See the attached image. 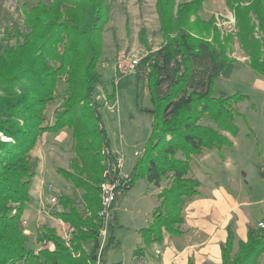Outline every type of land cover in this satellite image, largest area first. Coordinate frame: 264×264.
<instances>
[{
  "label": "trees",
  "instance_id": "obj_1",
  "mask_svg": "<svg viewBox=\"0 0 264 264\" xmlns=\"http://www.w3.org/2000/svg\"><path fill=\"white\" fill-rule=\"evenodd\" d=\"M112 1L23 2L19 7L25 32L15 30L21 41L0 46V264L97 261L104 224L98 215L100 183L103 162L112 155L99 112L101 104L93 93L102 82V33L111 17ZM205 1L156 0L163 42L155 50L148 48L144 29L138 32L146 53L135 73L146 81L150 106L145 112L152 121L125 191L138 179L157 188L163 178L168 183L156 194L151 221L138 229L142 246L134 250V255L142 254L144 246L161 243L164 233L181 234L184 207L200 187V181L191 175L192 157L217 149L222 159V148L232 146L226 133L235 134L238 129L233 120L241 115L236 105L244 96L237 92L217 97L212 94L215 79L232 62L227 54L232 37L248 56L250 67L264 79V0H227L237 30L224 38H220L212 18L199 16ZM253 18L262 33L259 39L254 36ZM59 82L64 96L49 121L45 111L57 99ZM64 129L71 133L74 156L67 169L57 168V172L82 190L83 212L73 199L59 195L58 203L64 209L54 216L73 228L70 237L65 240L53 227L44 225L36 235L42 247L35 250L28 247L29 238L21 225L38 162L32 150L43 133L58 134ZM226 232V239L220 243L219 264L260 263L264 256V222L262 226L247 224L246 239L236 245L231 224ZM87 242L91 243L90 251L83 246ZM113 243L111 232L100 255Z\"/></svg>",
  "mask_w": 264,
  "mask_h": 264
},
{
  "label": "rangeland",
  "instance_id": "obj_2",
  "mask_svg": "<svg viewBox=\"0 0 264 264\" xmlns=\"http://www.w3.org/2000/svg\"><path fill=\"white\" fill-rule=\"evenodd\" d=\"M35 1L0 0V46L14 45L21 41L15 35V30L25 32L19 6L23 2L32 4ZM155 1L113 0L111 17L102 33L103 47L99 60L102 82L97 85L93 97L101 104L99 112L110 148L124 153L125 169L128 171L140 157L134 156V151L142 153L150 133L152 118L145 112V108L150 106V97L146 81L138 79L136 71L116 76L114 63L122 54L141 58L146 53V47L138 39L141 28L145 31L148 48L154 50L162 44ZM183 1L186 0H176V3ZM207 2L202 5L199 16L204 19L212 18L220 38L234 34L237 30L236 21L233 11L227 6V0ZM211 2L212 5H209ZM216 16L224 21L220 29L215 24ZM253 22L256 24L254 36L259 39L262 33L258 31L255 18ZM208 37L210 40L211 36ZM232 38L227 49L232 62L215 79L212 94L217 97L237 92L244 96L236 105L241 115L233 120L238 129L235 134L226 133L232 146L222 148V159L219 158L217 149L204 151L200 157H192L191 175L200 181V187L220 181L240 202L241 209L250 217L252 225L258 226L264 217V79L250 67L248 56L240 48L237 38ZM58 87L60 92L57 99L45 111L49 121L53 120V110L64 96L62 82H59ZM108 94L113 97L108 99ZM59 135L60 139L58 134L43 133L32 150V155L38 162L30 187L31 199L24 207L21 225L29 238L28 247L35 250L42 247V243L36 241V235L44 225L56 227L57 229L53 227L55 233L61 237H69L67 228L60 225L58 230L59 226L55 221L58 218L54 213L64 209L58 203L59 195L64 194L73 199L77 209L83 212L82 190L74 188L69 180L57 172V168L67 169L70 158L74 156L70 131L64 129ZM167 183V179L163 178L160 188ZM156 191L155 186L148 185L144 179H138L124 193L123 198L120 197L122 199L116 205V216L114 213L115 218L111 220L112 227L106 234V242L112 232L114 241L119 240L120 244L117 246L113 243L108 248V255L104 258L109 262L131 263L129 248L135 243V247L141 246L136 229L146 226L151 206L153 203L157 204ZM52 198H56V201L53 202ZM84 244L86 251H90L91 243ZM259 264H264V256Z\"/></svg>",
  "mask_w": 264,
  "mask_h": 264
},
{
  "label": "crops",
  "instance_id": "obj_3",
  "mask_svg": "<svg viewBox=\"0 0 264 264\" xmlns=\"http://www.w3.org/2000/svg\"><path fill=\"white\" fill-rule=\"evenodd\" d=\"M207 1L210 0H206L204 3H208ZM209 5H212V2ZM61 132L58 133L59 139ZM156 190L157 194L160 188L156 187ZM122 198H120L116 205L119 204ZM156 205V203H153L149 212L152 213ZM241 206L240 202H237V199L233 197L220 181L203 184L198 194L184 207L181 234L170 235L164 233L161 243H151L148 246H144L143 252L140 255H134V250L137 248L135 247V243L129 248L131 255V263L129 264H187L189 260H192L193 264H219L221 260L220 243L226 239L227 225L231 224L235 232L236 245L238 240L246 239L247 224H253L250 217L241 209ZM261 219L264 222V217ZM55 221L59 226L58 230L60 229V225L62 227H66L67 225L60 222L59 219H55ZM150 221L151 215L147 219L146 225ZM138 241L142 246L140 235ZM114 244L118 246L120 241H114ZM85 245L83 244L84 247ZM156 250H160L158 255L155 253ZM106 255H108V249L100 255V259L102 258L107 263H113L104 258ZM120 263L126 264L121 261Z\"/></svg>",
  "mask_w": 264,
  "mask_h": 264
},
{
  "label": "built area",
  "instance_id": "obj_4",
  "mask_svg": "<svg viewBox=\"0 0 264 264\" xmlns=\"http://www.w3.org/2000/svg\"><path fill=\"white\" fill-rule=\"evenodd\" d=\"M215 24L220 29L224 24V21H221V19L216 16ZM232 26L234 28V23H232ZM220 31L223 33L222 29ZM139 60L140 57L137 55L132 57L127 56L125 54L120 55L114 63L116 76L134 73L136 71V67L139 63ZM105 153H108V151L105 150ZM133 154L137 157L141 155L137 151H134ZM111 155L112 157L106 159L103 162L102 181L100 183L101 209L99 210L98 215L103 219L104 224L102 229L100 230V243L99 248L97 250L98 257L95 264H101L100 252L106 243V234L109 230V225L111 224V220L113 218L114 209L112 208V205L113 203H116L117 200L122 196V194L126 192L125 190L129 184L131 177V170L128 171L125 169L126 156L124 155V153L111 150ZM52 201L55 202L56 198H52ZM60 222L64 223L61 220ZM258 226H262V222H259ZM66 228V233L70 237V232L73 230V228L70 227L68 224ZM69 237L67 239L64 237L62 238L68 240ZM155 253L158 255L160 253V250H156Z\"/></svg>",
  "mask_w": 264,
  "mask_h": 264
}]
</instances>
